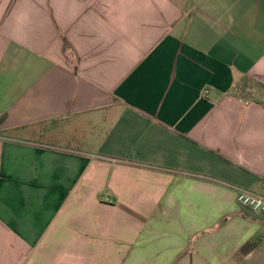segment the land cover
<instances>
[{
	"label": "crops",
	"instance_id": "1",
	"mask_svg": "<svg viewBox=\"0 0 264 264\" xmlns=\"http://www.w3.org/2000/svg\"><path fill=\"white\" fill-rule=\"evenodd\" d=\"M0 113V264H264V0H0Z\"/></svg>",
	"mask_w": 264,
	"mask_h": 264
},
{
	"label": "built area",
	"instance_id": "2",
	"mask_svg": "<svg viewBox=\"0 0 264 264\" xmlns=\"http://www.w3.org/2000/svg\"><path fill=\"white\" fill-rule=\"evenodd\" d=\"M1 119L2 114L0 113V121ZM237 202L244 208L264 215V195L262 194H256L247 190H238Z\"/></svg>",
	"mask_w": 264,
	"mask_h": 264
},
{
	"label": "rangeland",
	"instance_id": "3",
	"mask_svg": "<svg viewBox=\"0 0 264 264\" xmlns=\"http://www.w3.org/2000/svg\"><path fill=\"white\" fill-rule=\"evenodd\" d=\"M241 91H242L243 93H245V92H246V88H245L244 86H242ZM242 92H241V93H242Z\"/></svg>",
	"mask_w": 264,
	"mask_h": 264
}]
</instances>
